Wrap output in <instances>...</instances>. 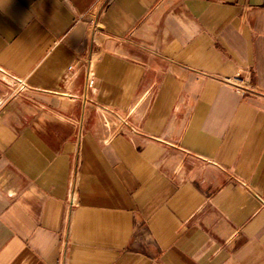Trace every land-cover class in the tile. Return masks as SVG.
Segmentation results:
<instances>
[{"label":"crops","instance_id":"1","mask_svg":"<svg viewBox=\"0 0 264 264\" xmlns=\"http://www.w3.org/2000/svg\"><path fill=\"white\" fill-rule=\"evenodd\" d=\"M0 264H264V0H0Z\"/></svg>","mask_w":264,"mask_h":264},{"label":"built area","instance_id":"2","mask_svg":"<svg viewBox=\"0 0 264 264\" xmlns=\"http://www.w3.org/2000/svg\"><path fill=\"white\" fill-rule=\"evenodd\" d=\"M224 82L232 87H234L238 92L244 94L251 90V80L248 77H244L241 74H235L230 77L224 78ZM95 79L90 77L88 80L87 87L93 88L95 84Z\"/></svg>","mask_w":264,"mask_h":264}]
</instances>
